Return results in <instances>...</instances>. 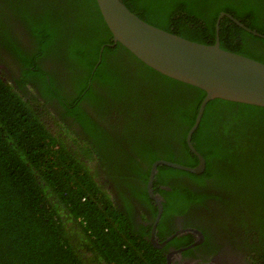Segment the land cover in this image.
Wrapping results in <instances>:
<instances>
[{
	"label": "trees",
	"instance_id": "16d2710c",
	"mask_svg": "<svg viewBox=\"0 0 264 264\" xmlns=\"http://www.w3.org/2000/svg\"><path fill=\"white\" fill-rule=\"evenodd\" d=\"M56 1L51 0L49 9L39 5L40 11L33 12L36 17L23 10L37 44L32 56L48 55L55 40L49 25L56 22L61 28L60 44L53 60L76 76L84 74L76 82V77L69 75V82L84 89L94 78L101 83L102 93L110 94L105 99L94 93L88 96L93 108L97 106L93 115L103 126H97L89 113L71 107L73 103L64 108L66 115L74 118V125H65L51 117L46 108L38 113L34 102L28 104L0 78V264H165L164 257L135 229L129 215L111 207L105 178L116 181L117 177L131 190L126 178L139 173L138 165L127 164L121 170L118 165H109L115 159L104 154L105 145L101 144L108 135L106 102L113 98L112 93L136 101L137 110L124 107L121 111L125 122L122 137L134 134L145 142L131 147L143 162L149 160L140 174L144 183L148 167L161 157L185 167L196 166L197 159L190 152L193 161L185 162L169 149L152 152L145 145L154 135L175 149L186 150L185 138L205 93L155 72L119 43L112 46L95 0H60L70 5L65 9L57 7ZM120 1L142 21L199 44H214L220 13L254 31L264 30L259 19L261 0ZM218 38L221 49L264 64V39L227 17L219 23ZM240 45L255 49L248 53ZM13 48L15 59L28 60L18 44ZM20 72V79L28 81L29 72ZM58 93L73 96L63 87ZM191 143L205 160L204 172L194 175L158 166L154 184L170 189L158 191L163 198V213L185 210L183 205L173 206L171 200L186 207L194 200L187 185L169 178L183 175L199 185L207 179L214 187L218 182L223 186L236 180L239 190L250 187L257 212L249 224L261 238L258 245L264 264V152L257 150H264V108L212 100L204 108ZM195 196L202 199L203 194Z\"/></svg>",
	"mask_w": 264,
	"mask_h": 264
},
{
	"label": "flooded vegetation",
	"instance_id": "af4514ba",
	"mask_svg": "<svg viewBox=\"0 0 264 264\" xmlns=\"http://www.w3.org/2000/svg\"><path fill=\"white\" fill-rule=\"evenodd\" d=\"M261 2V16L259 19L263 28L264 0H261ZM50 3L51 0H0V78L7 84L13 86L14 88L12 90L14 91L16 89L28 104L29 102H34L37 109L39 108L38 113L43 108H46L50 116L55 120L65 125H74L71 122L74 118L66 115V109L64 108V106L68 107V105L73 103L71 107L76 106L81 111L89 113L95 124L100 126L101 123L96 119L95 113L93 115V110L97 106L93 108L92 101L88 96L90 93H94L100 96V98L105 99L110 93H102L101 83L94 78L92 79L93 81L88 82L84 89L81 87L76 88V83L69 82V75H74L76 82L78 78L83 79L84 74L79 73L76 76L75 72L65 69L62 64L59 65L57 61L53 60L55 59V54H57L60 44L58 31L61 28L57 26L56 22L49 25L51 31H54L55 40L51 49L48 50V55L43 56L41 53H37L34 57L32 56V53L37 51V44L35 37L28 30V22L24 21L23 10L34 14L40 11L39 5L42 6V9L44 7L49 9ZM56 5L57 7H63V9L70 6L61 3L60 0L56 1ZM17 9H19L18 13H16ZM240 28L255 37L264 39V30L257 32L247 25H243ZM215 42L216 35L214 37ZM17 44L24 53L23 57L25 59L28 58V60L26 59L27 61L19 62L18 59H15V50L13 47ZM240 46L243 48V51L248 53L255 49L254 47ZM102 49L103 46L100 47L99 55ZM23 63H26V66L24 64L21 66L22 68H19ZM99 63L100 59L97 60L96 64L98 65ZM21 70L29 72L28 81H22L20 79ZM120 80L123 81L121 76ZM19 81L20 83H18ZM58 84L60 87H63L65 93L73 92V96L66 97V94H59L58 88L60 87L57 88ZM112 95L113 98L106 102L107 114L105 119L107 120L106 128L108 135L105 136L103 143H101L105 145L104 154L115 159L109 163L111 167L118 165L120 167L119 170H121L127 164H131L129 166L135 168L138 165L137 173L139 174H130L128 176L129 178H126L130 182L131 190L124 183L119 182L117 177L115 178L117 182L105 178L104 182L107 184V190L112 201L111 207L116 208V210L125 216L127 214L129 215L135 229L141 231L146 236L150 247L164 257L165 264H261L263 258L258 245L261 238L257 236L258 232L253 227V224H249L252 221V216L257 212L255 207L257 203L256 201L254 202V196L250 194V192H253L250 187L245 185L243 190H239L237 188L238 181L236 180L234 183L230 181L227 185L224 182L223 186L218 182L217 186L214 187L211 180L207 179L203 181V185H199L195 182L192 183L190 178L183 175L169 178L171 182L178 180L187 185L189 187L188 191L194 196V200L190 201V203L188 202L187 207L185 204H178L177 202L173 204L171 200L173 206L180 207L183 205L185 207L183 213H180L179 210L176 212L170 210L169 212L163 213L162 206L161 213L158 216V204L152 196L159 198L162 204L163 198L158 191H169L170 189L167 185H155L154 176L151 195L148 191V181L152 165L155 162L164 161V157L156 159L150 164L148 167V178L143 183L140 180V174L144 168L143 166L147 167L146 165L149 160L143 162L140 157L134 155L131 147L145 144V142L134 134L122 137L125 122L120 116L124 107L126 109L130 107L132 111L137 110L136 101L134 102L130 97H121L118 93H112ZM128 138H131V140L126 141ZM170 139L174 141V138ZM147 140H151L152 143ZM147 140L145 147H147L148 151L150 149L152 152L158 151L164 153L169 149L175 157L182 161L192 162L190 152L197 159L196 166L199 165V160L189 149L186 138V150L180 147L175 149L173 145H168L167 140L161 139L158 141L154 135ZM191 145L194 148L192 143ZM257 150L264 152L262 149ZM197 153L200 155L199 152ZM119 154L120 156L118 157ZM202 173L194 175H201ZM135 176L137 179L134 178ZM197 193L203 194V196H200L202 199L195 196ZM240 193L242 195H239ZM242 196L243 198H241ZM240 219H242L241 223H239ZM198 233L203 238L200 243Z\"/></svg>",
	"mask_w": 264,
	"mask_h": 264
},
{
	"label": "water",
	"instance_id": "95a60500",
	"mask_svg": "<svg viewBox=\"0 0 264 264\" xmlns=\"http://www.w3.org/2000/svg\"><path fill=\"white\" fill-rule=\"evenodd\" d=\"M95 2L111 34L112 46L119 43L155 72L205 93L194 124L186 136L187 145L198 158L199 165L187 168L166 161L155 162L149 175L148 191L152 195V180L157 166L165 165L193 174L202 173L205 167L204 160L192 147L190 140L200 123L206 104L220 99L264 108V64L225 51L219 45L218 32L222 18L227 17L240 27L243 25L230 15L221 13L215 24L216 42L213 45H204L142 21L120 0H95ZM152 198H155L158 204L159 216L162 209L161 201L157 197L152 196ZM198 234L200 243L203 238L200 233Z\"/></svg>",
	"mask_w": 264,
	"mask_h": 264
},
{
	"label": "clouds",
	"instance_id": "9594fccd",
	"mask_svg": "<svg viewBox=\"0 0 264 264\" xmlns=\"http://www.w3.org/2000/svg\"><path fill=\"white\" fill-rule=\"evenodd\" d=\"M121 2V1H120ZM123 4V3H122ZM124 5V4H123Z\"/></svg>",
	"mask_w": 264,
	"mask_h": 264
}]
</instances>
